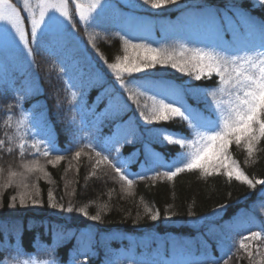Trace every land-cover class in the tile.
<instances>
[{
    "label": "trees",
    "instance_id": "1",
    "mask_svg": "<svg viewBox=\"0 0 264 264\" xmlns=\"http://www.w3.org/2000/svg\"><path fill=\"white\" fill-rule=\"evenodd\" d=\"M10 1L24 18L32 67L22 81L0 78V264H264V184L255 183L264 180V139L251 155L243 141H233L228 150L255 187L229 179L223 168L211 175L185 170L169 180L164 173L180 162L177 155L192 151L170 142L181 133L192 138L189 122L144 118L151 116V97L158 94L156 100L183 105L181 111L187 108L197 120H214L216 104L228 99L217 87L218 78L196 80L191 65H186L188 74L157 64L133 73L144 87L126 91L107 67L117 56L142 57L124 40L164 50L178 63L191 57V52L181 56L182 49L226 57L264 51V0H175L160 8H153L152 0L128 5L110 0L113 5L104 15L87 22L67 0L78 41L61 47L45 44V37L33 41L23 8ZM128 16L130 23L137 16L149 19L155 34L128 27ZM132 77L125 73L122 82ZM40 108L59 149L48 156L33 113ZM83 120L86 129L79 126ZM163 130L174 135L166 138ZM56 153L63 155L58 163ZM39 162L46 165L42 170L34 167ZM115 163L123 164L133 180L130 187ZM13 172L17 175L10 177ZM25 193L31 199L26 196L22 206ZM97 215L99 220L91 218ZM244 237H249L247 251L239 246ZM178 238L192 240L188 249L179 250L190 256L181 263L169 260L170 250H177L165 247Z\"/></svg>",
    "mask_w": 264,
    "mask_h": 264
},
{
    "label": "snow or ice",
    "instance_id": "2",
    "mask_svg": "<svg viewBox=\"0 0 264 264\" xmlns=\"http://www.w3.org/2000/svg\"><path fill=\"white\" fill-rule=\"evenodd\" d=\"M75 2V0H73ZM174 3L175 0H152L153 8H160L167 3ZM148 3V0H145ZM99 0L90 7L88 13H86L80 3H76V12L82 22H87L94 17L91 15L92 9L99 7ZM24 11L28 13L27 20L31 25V38L35 41L38 37V29L41 25L45 27H51L58 23L61 17L68 18L69 12L67 11V0H61L58 3H44L40 6L39 17L30 11L28 0H24ZM60 13V16H57ZM47 16V20L45 17ZM24 18L21 16V11L10 0H0V25H4V31L11 34L13 39L18 37L20 43L27 49L28 48V33L21 26ZM70 22V21H69ZM40 36L46 35L42 30L39 33ZM125 46H130L134 49H139L143 53L142 57L130 60L125 55L123 60L119 56L116 57V63H108L107 67L113 72L117 81L121 82V87L124 90L134 87L137 89L143 88V82L138 77H132L133 73H139L146 68H154L157 64L161 66L171 65L172 68L177 69L180 72L189 73L186 65H191L194 69V78L201 80L202 78L211 79L213 75L218 78L217 87L221 93H224L228 99L223 100L216 104L214 112L216 118L210 121H200L193 117L188 109L185 108L181 111L183 105L175 106V103L169 101L165 103V98L156 100L154 94L151 99L153 100V108L151 116H144L143 111L141 116H144L146 120L154 121H167L171 117H179L181 120L189 122V128L192 130V138L184 136L183 133L178 134L180 138L174 141L170 140L181 148L186 144L192 148V151L187 155L178 154L177 159L180 161L175 164L174 170L171 168L165 172L169 180H172L179 173L192 171L199 169L203 174L211 175L213 171L219 173L220 169H225V175L231 179L233 176L239 181L247 183L250 187H255V184L239 169L235 160H230L228 156V150L233 141L236 145H240L241 142H245L247 152L249 155L253 152V146L260 140L264 139V51L256 52L253 55L244 56H232L226 57L219 55L213 51H205L200 48L195 49H182L181 56H184L185 52H191L190 59H186L181 62H177L172 55H168L164 50L152 48L148 45H135L131 44L129 40H124ZM264 47V46H262ZM29 54L31 50L29 49ZM127 73L132 79L128 84L122 82L123 74ZM147 89H145L146 91ZM129 99L132 96L129 95ZM124 107L127 109L128 105L125 102ZM166 134V138L174 135L168 133L167 130H163ZM51 145L44 151V155L48 156L50 153H55V145L52 141H48ZM3 144V141H0ZM23 149V143L20 145ZM214 150V151H213ZM11 151V149H9ZM213 152V158L208 159L209 152ZM97 156H102L103 160H108L107 155L97 152ZM76 157L80 156V152L75 153ZM63 159V155L56 153L55 162L58 163ZM50 163L52 161H49ZM27 167V166H25ZM115 171L121 174V179L125 180L129 187L133 184V180L128 179L127 173L123 169V164L115 163L113 165ZM29 171L34 169L29 168ZM17 173H10V177L16 176ZM143 178V177H141ZM255 183L264 184V180H257ZM31 199V195L25 193L20 197V204H25V197ZM51 200V193H49ZM15 199V197H13ZM33 203L38 201L33 200ZM56 207L55 204L51 205ZM71 212L72 209L68 208ZM87 215V213H84ZM159 216V212H156L151 216L153 220H156ZM93 220H99V215L91 217ZM261 234L259 232H252L251 237L259 239ZM249 237H244L240 241V248L247 251V245L245 241ZM252 256V253H248ZM29 264V262H26ZM35 264V262H31Z\"/></svg>",
    "mask_w": 264,
    "mask_h": 264
},
{
    "label": "rangeland",
    "instance_id": "3",
    "mask_svg": "<svg viewBox=\"0 0 264 264\" xmlns=\"http://www.w3.org/2000/svg\"><path fill=\"white\" fill-rule=\"evenodd\" d=\"M117 2H122L125 5H128L130 3V0H115ZM11 2V1H10ZM16 2L21 5V7L24 10V0H16ZM61 0H28L29 9L32 11L35 16L39 17L40 12V6L44 3H60ZM76 3H80L86 13L89 12L90 7L96 3V0H75L74 5L76 7ZM99 7H96L92 9L91 15L94 18H97L98 16L104 15L105 12L113 5V2L110 0H99ZM67 11L69 12L68 2H67ZM25 12V11H24ZM26 15H28L27 12H25ZM22 16V15H21ZM57 16H60V13H57ZM79 20L80 17L77 14ZM130 16L126 17V25L128 27H131L133 30L140 32L142 35H154L155 34V27L153 26L154 23L151 22L149 19H145L144 17H135L130 23ZM47 20V16L45 17ZM195 19V18H194ZM197 19V18H196ZM70 21V22H69ZM81 21V20H80ZM24 30L25 24L24 21L21 25ZM31 26V25H30ZM43 31L46 33L44 36H40V31ZM45 37V44L51 43V45L56 47H61L62 45H67V43H70L72 41L77 42L78 38L75 36V33L73 32V28L71 26V19L70 14L68 18L61 17L60 21L54 25H51V27H45V25H41V28L38 29V37L37 39H40V41H43V38ZM206 37V36H203ZM72 44L75 46V44L72 42ZM30 47L28 45V48L26 49L22 43L19 42L18 37L16 39H13V36L7 32L4 31V25H0V78H6L8 77V80L12 83L19 81H22V75L24 72H27L24 75L28 76V72H30V67H32L31 62V53L29 54ZM84 58H81L83 60ZM14 72V73H13ZM12 74H14V77H12ZM26 76V79H27ZM6 80V79H3ZM167 93L172 94V91L165 88L164 89ZM34 116H36V124L39 127V130L42 132L40 133V137L43 136V144L47 147H51V145L48 143V141H52V143L55 145L56 151H58L57 143H56V133L51 125H46L44 122V115L45 112L42 108L38 109L37 111L33 112ZM79 126L81 129L87 128L88 124L86 121L83 120V122H79ZM45 163L39 162L34 167L38 170H42L45 167ZM26 169V171L31 172ZM26 176V175H24ZM23 177V176H21ZM23 183H20L19 187H21ZM20 189V188H19ZM22 191V190H19ZM21 192H19V195ZM244 224L241 221H238L236 223ZM166 242V241H165ZM192 244V240L189 238H178L170 240L166 245L169 247H173L175 250L172 252L170 250L169 260L174 262H185L187 259L190 258L189 255L185 253H180V251L186 250L190 247ZM162 246V245H161ZM87 248L86 243L82 244V250H85ZM180 250V251H179ZM157 255V254H156ZM162 258V257H161ZM35 264H48V263H35Z\"/></svg>",
    "mask_w": 264,
    "mask_h": 264
}]
</instances>
